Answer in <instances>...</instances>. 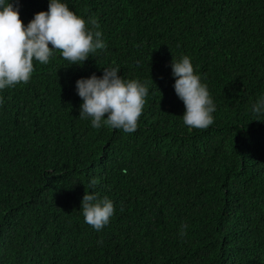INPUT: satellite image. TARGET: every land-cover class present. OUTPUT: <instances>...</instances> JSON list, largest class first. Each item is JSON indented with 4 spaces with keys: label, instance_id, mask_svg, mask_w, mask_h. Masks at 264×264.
Wrapping results in <instances>:
<instances>
[{
    "label": "trees",
    "instance_id": "1",
    "mask_svg": "<svg viewBox=\"0 0 264 264\" xmlns=\"http://www.w3.org/2000/svg\"><path fill=\"white\" fill-rule=\"evenodd\" d=\"M64 2L98 20L107 48L82 66L60 51L34 60L27 84L0 93V264H264V121L251 111L264 0ZM48 5L19 0L21 20ZM184 55L216 104L207 129L183 122ZM113 66L149 87L134 133L79 117L76 81ZM90 190L116 209L100 232L80 209Z\"/></svg>",
    "mask_w": 264,
    "mask_h": 264
},
{
    "label": "clouds",
    "instance_id": "2",
    "mask_svg": "<svg viewBox=\"0 0 264 264\" xmlns=\"http://www.w3.org/2000/svg\"><path fill=\"white\" fill-rule=\"evenodd\" d=\"M106 48L98 20L78 16L64 0H49L48 10L36 13L27 25L20 18L19 0H0V93L27 84L35 71L34 60L47 65L60 51L70 65L82 66ZM119 73V66L104 67L102 76L93 73L76 81V92L83 101L79 117L90 119L95 129L107 126L130 134L138 129L149 87L139 79L126 80ZM172 75L175 93L186 108L184 124L190 130L207 129L214 123L216 104L194 71L191 57L173 59ZM4 103L0 94V106ZM251 111L256 120L264 121V96L256 99ZM96 184L92 179L89 188ZM80 209L84 222L97 232L110 223L116 211L112 199L94 190L85 192ZM187 227L182 226L181 237L187 236Z\"/></svg>",
    "mask_w": 264,
    "mask_h": 264
}]
</instances>
